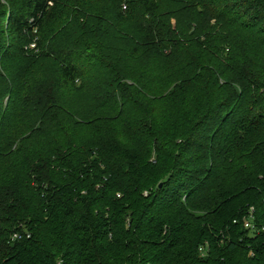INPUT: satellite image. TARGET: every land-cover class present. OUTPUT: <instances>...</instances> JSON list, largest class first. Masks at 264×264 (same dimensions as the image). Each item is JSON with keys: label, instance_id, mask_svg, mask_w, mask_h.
Listing matches in <instances>:
<instances>
[{"label": "trees", "instance_id": "16d2710c", "mask_svg": "<svg viewBox=\"0 0 264 264\" xmlns=\"http://www.w3.org/2000/svg\"><path fill=\"white\" fill-rule=\"evenodd\" d=\"M98 2L143 26L151 63L92 122L12 140L0 125V264H264V0ZM67 4L0 0V66L44 56L64 101L88 72L83 53L45 51Z\"/></svg>", "mask_w": 264, "mask_h": 264}, {"label": "rangeland", "instance_id": "374dc122", "mask_svg": "<svg viewBox=\"0 0 264 264\" xmlns=\"http://www.w3.org/2000/svg\"><path fill=\"white\" fill-rule=\"evenodd\" d=\"M46 35L45 51L55 48L83 53L88 72L78 82L73 99L64 101L55 95V63L44 56L28 63L33 69L30 74L21 67L0 66V104L7 110L0 117V125L6 126L10 140L17 135L25 139L40 128L50 130L57 120H96L99 104L115 93L125 92V82H131L132 76H139L151 63V41L143 26L135 22L119 27L108 6L96 0L88 5L70 0L67 17ZM134 46L140 48L137 57L132 54ZM181 58L182 54L170 56L164 67ZM93 125L102 127L105 134L106 121L97 120ZM51 135L48 132L40 137L38 145L48 150L57 147Z\"/></svg>", "mask_w": 264, "mask_h": 264}, {"label": "built area", "instance_id": "2783aa9c", "mask_svg": "<svg viewBox=\"0 0 264 264\" xmlns=\"http://www.w3.org/2000/svg\"><path fill=\"white\" fill-rule=\"evenodd\" d=\"M245 227L249 228L252 231H258L259 230L256 223H255V215L253 213V208L250 211L249 218L245 222ZM19 237H20V235L16 233V234H14L13 239H16Z\"/></svg>", "mask_w": 264, "mask_h": 264}]
</instances>
